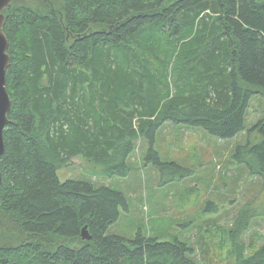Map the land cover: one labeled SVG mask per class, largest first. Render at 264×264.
Wrapping results in <instances>:
<instances>
[{"label":"trees","instance_id":"16d2710c","mask_svg":"<svg viewBox=\"0 0 264 264\" xmlns=\"http://www.w3.org/2000/svg\"><path fill=\"white\" fill-rule=\"evenodd\" d=\"M3 13L11 105L0 264H205L208 242L200 262L177 238L107 234L123 193L60 181L57 169L81 157L103 176H126L144 138L147 163L185 177L190 169L153 147L168 121L223 139L245 132L233 157L264 185V113L245 124L250 97L264 101V0H12ZM255 215L241 208L220 229L234 244L225 264H264V240L242 238ZM85 225L91 239L81 237Z\"/></svg>","mask_w":264,"mask_h":264},{"label":"rangeland","instance_id":"374dc122","mask_svg":"<svg viewBox=\"0 0 264 264\" xmlns=\"http://www.w3.org/2000/svg\"><path fill=\"white\" fill-rule=\"evenodd\" d=\"M246 111V128H251L263 117L261 93L250 97ZM155 138L153 147L161 160L187 167L191 170L189 175L169 180L168 173L161 174L154 164L147 163L144 156L149 146L142 138L129 157L126 176H103L99 167L87 164L81 157L72 158L69 165L58 168L57 176L60 181L85 180L94 186H109L122 192L126 206L119 208L118 219L106 233L120 235L128 241L139 231L146 237L157 235L159 240L177 238L198 249L193 257L199 253L200 262L203 260L200 248L208 242L209 257L205 264H225L234 244L220 229L230 228L241 208H247L256 215L249 221L250 228L242 234L244 243L263 242L262 179L249 174L233 157L236 145L246 142L245 132L223 139L200 127L173 126L167 121L157 130ZM127 244L131 246L130 242Z\"/></svg>","mask_w":264,"mask_h":264},{"label":"water","instance_id":"95a60500","mask_svg":"<svg viewBox=\"0 0 264 264\" xmlns=\"http://www.w3.org/2000/svg\"><path fill=\"white\" fill-rule=\"evenodd\" d=\"M12 0H0V156L4 150V142H3V130L7 124V114L10 110V97L6 89V70L10 63V57L8 55V39L5 35L2 25L4 22V13L3 9L8 7ZM0 183H1V173H0ZM81 237L83 239H91V235L87 230V226L85 225L81 229Z\"/></svg>","mask_w":264,"mask_h":264},{"label":"bare ground","instance_id":"6f19581e","mask_svg":"<svg viewBox=\"0 0 264 264\" xmlns=\"http://www.w3.org/2000/svg\"><path fill=\"white\" fill-rule=\"evenodd\" d=\"M119 57V56H118ZM138 64V63H137ZM140 71V70H139Z\"/></svg>","mask_w":264,"mask_h":264}]
</instances>
